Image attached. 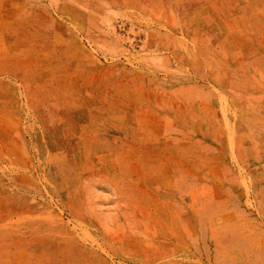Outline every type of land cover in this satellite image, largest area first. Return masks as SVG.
Segmentation results:
<instances>
[{
    "label": "rangeland",
    "instance_id": "rangeland-1",
    "mask_svg": "<svg viewBox=\"0 0 264 264\" xmlns=\"http://www.w3.org/2000/svg\"><path fill=\"white\" fill-rule=\"evenodd\" d=\"M0 264H264V0H0Z\"/></svg>",
    "mask_w": 264,
    "mask_h": 264
}]
</instances>
